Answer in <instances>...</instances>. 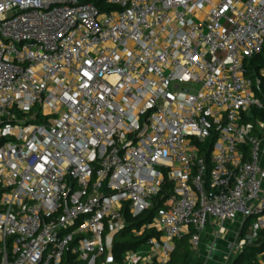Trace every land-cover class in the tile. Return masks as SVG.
I'll list each match as a JSON object with an SVG mask.
<instances>
[{
	"label": "built area",
	"instance_id": "1",
	"mask_svg": "<svg viewBox=\"0 0 264 264\" xmlns=\"http://www.w3.org/2000/svg\"><path fill=\"white\" fill-rule=\"evenodd\" d=\"M100 1L0 0V264H169L251 216L256 239L264 0Z\"/></svg>",
	"mask_w": 264,
	"mask_h": 264
},
{
	"label": "trees",
	"instance_id": "2",
	"mask_svg": "<svg viewBox=\"0 0 264 264\" xmlns=\"http://www.w3.org/2000/svg\"><path fill=\"white\" fill-rule=\"evenodd\" d=\"M96 3H101L100 0H94ZM112 6H104L103 9L110 10ZM256 60L263 61V55L257 57ZM162 192L157 197L155 205L150 210L146 211L142 216L137 219L129 218L130 224L129 226L121 233L116 236L115 245L113 249L114 259L116 262L122 261L123 255L126 251L132 249L141 248L142 245L153 235L159 236L160 233L154 230H145V232L140 236H134L131 231L133 227H140L141 225L149 222L152 220L153 216L156 213L157 208L162 204ZM253 216L248 217L245 220L244 225L241 228V232L239 234V238L241 239L242 236L249 231V228L252 226L251 220H253ZM131 234L132 239L129 241L118 240V237H123L126 235ZM260 257H264V229H262L256 239L251 238L248 235L246 238V244L244 249L236 254V256L232 257L228 264H260ZM195 259L193 246L190 242V236L185 235L180 239L175 241V248L171 254V259L169 264H192Z\"/></svg>",
	"mask_w": 264,
	"mask_h": 264
},
{
	"label": "rangeland",
	"instance_id": "3",
	"mask_svg": "<svg viewBox=\"0 0 264 264\" xmlns=\"http://www.w3.org/2000/svg\"><path fill=\"white\" fill-rule=\"evenodd\" d=\"M190 88H195V86H189ZM251 222H254V218L253 220H251ZM241 226H242V219L241 221L238 220L234 223H226L225 228H226V236L224 237V239H218L217 241V245H216V249L219 251V253L215 254L213 257L208 256L204 251H203V247L202 246V242H203V235H202V239H201V243L200 246L198 248H193L194 251V255L195 257H197V260H199L200 264H227V262L225 261L226 259V255L227 252L225 251V246H228V248L235 243L238 239H239V234L241 232ZM251 234V229L249 228V231L247 230L246 233L244 234V236H242L241 239L245 240L246 238H248V235L250 236ZM132 235H126L123 237H118V240H123V241H129L132 239L131 237ZM236 256L233 255L232 257ZM264 260V257H260Z\"/></svg>",
	"mask_w": 264,
	"mask_h": 264
},
{
	"label": "crops",
	"instance_id": "4",
	"mask_svg": "<svg viewBox=\"0 0 264 264\" xmlns=\"http://www.w3.org/2000/svg\"><path fill=\"white\" fill-rule=\"evenodd\" d=\"M204 234V235H203ZM203 242L201 243L203 247V251L210 257H213L215 254L219 253V251L216 249V243L219 238L216 237L214 231L212 228H209L207 232L203 233ZM225 251L228 252L230 251V247L225 246ZM192 264H200L199 260H197V257H195L194 261ZM228 264V263H227Z\"/></svg>",
	"mask_w": 264,
	"mask_h": 264
}]
</instances>
